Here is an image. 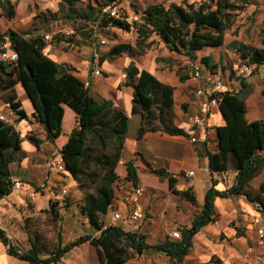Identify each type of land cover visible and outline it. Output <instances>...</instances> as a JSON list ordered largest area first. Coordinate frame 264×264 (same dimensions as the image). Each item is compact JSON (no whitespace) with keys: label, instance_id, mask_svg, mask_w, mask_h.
<instances>
[{"label":"trees","instance_id":"obj_1","mask_svg":"<svg viewBox=\"0 0 264 264\" xmlns=\"http://www.w3.org/2000/svg\"><path fill=\"white\" fill-rule=\"evenodd\" d=\"M117 1L96 0V5L88 3L83 6L79 4L81 0H58L56 11L40 12L35 19L41 23L58 17L71 21L92 19L101 29L108 26L125 31L132 27L135 29V44L116 42L100 57V61L123 53L130 56L143 53L154 41L146 42L151 35H156L169 51L193 60L198 51L225 44V34L234 21L233 11L240 8L234 0H183L182 3L172 2L167 6L155 3L142 9L139 21L130 22L125 17L116 18L104 11L106 6ZM0 7L5 17L14 16L15 8L9 0H0ZM76 30L80 31V28L76 27ZM4 42H8L7 51H14L17 58L9 60L0 56V99L15 111L17 117L13 123L0 120V199L12 191L10 164L20 162L25 156L21 147L23 137L15 128L16 122L27 117L15 88L21 85L34 108L32 116L42 124L48 141L54 142L63 132L64 107L75 113L76 125L68 133L59 153L65 170L81 191L79 212L98 232L96 235H79L65 244L57 234V242L53 246L40 229L28 225L31 217H26L24 223L30 241L28 249L12 244L0 228V241L6 246L7 254L29 264L58 263L73 247L89 242L100 264H125L133 258V251L141 253L147 248L164 251L175 264H181L192 247L193 236L204 225L216 221L215 197L242 196L253 202L258 211L264 212V181L255 189L250 185L264 167V118L252 121L245 118V98L249 94L245 89L249 83L242 78H239L238 91L224 90L219 93L218 104L226 124L217 127V136L213 140L216 148L206 152L209 172L234 170L233 183L219 190L215 187L217 180L212 178L201 210L188 226L180 229L181 238L166 236L162 241L149 243L144 234L105 222V214L115 198L119 181L128 182V188L138 185L137 157L125 163L123 178L116 172L129 116L112 100L94 97L88 85L67 65L49 58L43 51L46 41L42 36H28L8 29L0 33V45ZM228 47L237 51L246 64L264 63V48L238 40L229 42ZM5 51L0 48V54ZM213 60V55L207 53L201 56L200 63L211 70L216 67ZM123 71V84L132 87L131 112L140 116L137 138L147 131L156 130L174 135L186 134L183 128L174 124V87L160 81L146 69H140L134 62L125 66ZM187 77L180 75L181 81ZM262 93L264 95V79ZM26 138L36 146L41 143L33 134H27ZM143 162L150 172L167 179L171 193L191 205H197L192 186L179 190L176 188L177 178L165 168L153 167L146 160ZM42 212L50 215L52 220L60 219L59 205L55 200H50L49 207ZM34 221L36 224L37 221Z\"/></svg>","mask_w":264,"mask_h":264},{"label":"crops","instance_id":"obj_2","mask_svg":"<svg viewBox=\"0 0 264 264\" xmlns=\"http://www.w3.org/2000/svg\"><path fill=\"white\" fill-rule=\"evenodd\" d=\"M9 1L14 5L15 14L11 18H7L4 16L0 7V33L8 29H13L25 33L28 36L40 35L44 37L45 34L51 36V39L46 40V45L43 50L44 53L52 60L67 65L73 74L81 80L88 81L89 91L94 97L112 100L129 116L128 129L123 140L120 159L116 165V172L120 178H123L126 173L125 163L137 157L138 185L144 187L142 197L146 202L145 206L148 208V213L137 228L132 229L128 226L123 227L120 224L122 228L136 232L142 228L143 230L141 229L138 233L144 234L147 239L153 238L154 234L157 233L153 230L156 221L155 218L157 217L162 225V229H160L161 233H163L165 226L168 224V222L165 221L166 218H168L171 223L174 221L181 223V229L184 226H188L194 215L201 210L205 192L212 184V178L217 180L215 187L219 190H224L231 186L236 172L234 170H228L222 173L211 174L208 169V158L206 153L207 149L213 150L216 148V142L213 140H215L217 136V127L225 125L226 119L218 103L208 104V99H206V97L197 96L195 94V88L200 84L198 80V85L194 86L196 82L193 77L176 70L172 62H166V57L172 55V53H174L173 51H169L162 43V52L151 48L141 54L130 56L123 53L112 59L106 58L100 61V57L110 47H96L93 41V37L97 36L96 33L90 34L88 38L81 35L83 41L88 39L90 42H80L74 45L73 42L65 38L66 34L69 33L67 28H58L55 30L49 28L51 22L59 18L50 19L44 23L35 19L36 15L40 12H47L48 10L53 12L56 11L52 8L51 4L38 6V8H34L35 5L31 4L27 12H20L19 8L21 5H25L27 0ZM36 22L38 23L35 24ZM69 31H72V29ZM208 49V53L213 55L212 48ZM186 61L187 60L180 66H183ZM130 62H134L140 69H146L160 81L174 87V124L183 128L186 134L174 135L156 130L147 131L141 138H137L136 135L140 123V116L137 113L131 112L132 87L123 84L125 80L123 68ZM178 63L177 61V64ZM95 66L100 70L99 75H94L91 71ZM181 74L188 77L184 81H181ZM228 85V83L225 84V90L232 91L229 87L230 85ZM15 88L18 99L21 101V105L27 114L25 119L15 123V128L20 132L21 137H23L21 147L25 152V156L20 162H12L10 164V170L12 180L21 179L24 185L18 192L11 191V193L0 199V228L5 231L12 244L19 246L21 249H28L30 247V241L24 223L25 217H38V215L44 214L45 212H42V210L47 209L49 207V201L54 199L59 205V222L62 220L64 221L65 218H62L60 213L64 203L62 200L63 195H57L55 190L57 189V191L60 192L62 187L68 190L67 193H69L70 190L72 192L71 195H74L77 199L76 203L73 204L76 207H78V203L82 197L76 181L68 171L62 174L57 172L54 168H49L47 166L48 161L57 159L61 156L59 153L60 147L66 141L68 133L76 125V116L69 107L65 106L62 123L63 132L54 142H50L46 139V132L42 124L32 116L34 108L25 90L21 85H16ZM0 109L3 110L4 108ZM68 115L70 118L67 126H65V119ZM253 115L254 114L248 115L245 113V118L247 121L259 119L253 118ZM196 118H199L198 122L194 121ZM29 133L41 140L39 146H36L26 138V135ZM143 160L148 161L153 167H163L171 175L175 176L177 178V189L182 190L192 186L197 200V208H199V210L193 213L189 219L184 220L183 216L177 210V207L173 206L174 204L170 196H168L167 199L166 197H161L162 199L159 198V191L168 190V181L150 172ZM188 171H192L193 174L187 175ZM263 181L264 167L251 180V188H257ZM127 185L128 182L116 188L115 198L105 214L106 223L110 222L111 211L125 210L126 207L123 202V197L131 189V187L128 188ZM33 189H36L37 193L34 198L31 199L29 193ZM170 195L178 197L171 192ZM179 199L183 201L182 203L185 206L190 204L181 198ZM70 203L72 204V202ZM27 204H29L28 207ZM214 204L217 214L216 221L204 225L193 236L191 249L194 247V239L202 235V230L206 232L209 229H213V234H216L222 228L227 235H232L234 242L242 244V246L244 243L249 242L247 248L254 250V254L256 255L251 261H253V263L261 261L259 253H261L262 247L257 244L253 227L248 223L250 216L256 212L254 203L247 200L245 197L233 195L229 197L217 196L214 199ZM239 207L245 210L244 214L238 213L237 208ZM169 209L172 211H169ZM261 214L264 218V212H261ZM81 216L83 220L87 222L82 214ZM233 220H235L236 225L242 227V229H240L241 234L237 228L230 227L227 224ZM243 227L247 229L243 230ZM90 231L91 233L88 234L96 235L98 233L91 227ZM86 243L87 245L90 244L89 242L82 244ZM138 254L139 255L129 260H141V262L146 264H166L165 258H167L168 264H175L174 261L170 259L169 255L157 249L147 248ZM185 257H188V254ZM0 259V264H29L26 261L7 254L6 246L1 241ZM127 262L128 260L125 264H127ZM49 264H64V262L61 259L58 263Z\"/></svg>","mask_w":264,"mask_h":264},{"label":"rangeland","instance_id":"obj_3","mask_svg":"<svg viewBox=\"0 0 264 264\" xmlns=\"http://www.w3.org/2000/svg\"><path fill=\"white\" fill-rule=\"evenodd\" d=\"M186 1L192 2L194 0ZM234 1L238 6H240V8L233 11L234 21L231 28L225 34V45L212 49L214 55L213 63H216V67L209 70L214 73V75L220 76L225 84L228 83L230 85L228 86L234 92L238 91L240 88L239 78H242L244 81L249 83V86L245 89V91L249 93L245 98V113L248 115L254 114L253 118H264V95L262 93L264 79V72H262V70L264 69V66L258 67L248 75L241 76V74H238V72L239 69L246 64V60L240 59L237 51L228 47L229 42L232 40H238L254 47L264 48V0ZM172 2L182 3L183 0H118L117 8L122 17H125L128 21L133 22L134 20L139 21L140 13L147 5L162 3L167 6ZM88 3L96 5V0H81L79 4L84 6ZM26 4L23 6L21 5L19 8L20 12H27L30 9L31 4L35 5L34 8L51 4L54 10L58 9L57 0H27ZM58 18L59 19L51 22L49 28L54 30L58 28H67L69 33L66 34L65 38H67L66 40L73 42L74 45H77L80 42H90L86 38V40L83 41L81 39V35H84L88 38V36L93 33H96L98 36L93 37L94 45L101 48H109L116 42H129L131 44H135L136 41L137 34L133 27L129 31L110 26L101 29L98 27L97 22L92 19L88 21H81L79 19L77 21H71L61 17ZM37 23L38 22L35 24ZM76 27H79L80 31H77ZM71 29L72 31H69ZM101 39H104L105 43H101ZM150 40L154 41L150 47L144 50V52L151 48L157 51L163 50V47H161L162 42L158 40L156 35H151L149 38H147L146 42ZM208 51L209 49L198 51L196 53V58L193 60H190L183 54L174 52L172 55L166 57V62H172L176 70H179L181 73H186L192 77L191 72L193 66L195 64H199L201 56L207 54ZM185 60H187L186 63L183 66H180ZM177 61L179 62L178 64ZM195 82L196 83L194 86H197V80H195ZM69 118L70 117L68 115L65 119V126H67ZM119 182L120 185L124 184L121 182V180ZM55 191L57 195L62 194L61 192L57 191V189ZM66 194H64L62 197L63 202L65 201L66 203H63L60 212L61 217L65 218L64 221L62 220L59 222V220H52L50 215L44 213L38 215V217L32 216L27 222L29 226L40 229L51 240L53 246L57 242V234H60L62 244H65L71 240H74L79 235L91 233L90 227L88 226L87 222L83 220L78 207L73 205L77 201L76 197L71 195L72 192L70 190L69 193ZM168 196L171 197L172 203L174 204L173 206L177 207V210L183 216L184 220L189 219L193 213L199 210L197 205L194 206L188 204L185 206L182 203L183 201L174 195H170V192L166 189L161 190L158 193L159 198L166 197L167 199ZM51 200L53 201L54 199ZM142 201L144 204H146L143 197ZM70 202H72V204ZM28 206L29 204H27V207ZM237 209L238 213H245L241 211L240 207ZM169 211L172 210L169 209ZM251 218L252 216H250L248 223L252 225ZM155 219L156 221L153 230L157 233L154 234L153 238H146V241L149 243L162 241L166 236L172 238L171 232L175 229H180L181 227V223H178L177 221L171 223V221L166 218L165 221H167L168 224L165 226L163 233H161L160 229H162V225L160 224V221H158L157 217ZM34 220L37 221L36 224ZM227 224L230 227L237 228L239 232L240 229H242L241 226L239 227V225L235 224V220L230 221ZM141 229L138 232H140ZM245 229L247 228L243 227V230ZM212 231L213 229H209L206 232L202 230V235L194 239V247L189 251L188 257L183 258V263L181 264H264V240L263 243L260 244L256 234H254V236L257 239V244L262 247L261 253H259L261 261H256L253 263L251 259L256 257V255L254 254V250L247 248L249 242L244 243L242 246V244L234 242L232 235H227L222 228L216 234H213ZM137 255L139 254L133 251V258ZM62 260L64 264H100L94 247H92L90 244L87 245V243L73 247L62 257ZM165 263L168 264L167 258H165ZM127 264L146 263L141 262V260H128Z\"/></svg>","mask_w":264,"mask_h":264},{"label":"built area","instance_id":"obj_4","mask_svg":"<svg viewBox=\"0 0 264 264\" xmlns=\"http://www.w3.org/2000/svg\"><path fill=\"white\" fill-rule=\"evenodd\" d=\"M104 11L107 12L110 16L116 18H122L120 12L117 8V2L111 5H108L104 8ZM44 40H49L52 37L49 35H44ZM101 43H105L104 39L100 40ZM0 48H4L6 51L1 52L0 56L2 58H7L9 60H15L17 58V54L12 51L10 53L7 52L8 42H4L0 45ZM264 66V63L260 65L256 64H245L239 69L238 74L240 73L241 76H245L250 74L253 70H256L258 67ZM92 73L94 75H99L100 70L97 66L92 68ZM264 72V69L262 70ZM192 77L195 80H198L200 84L198 87L195 88V94L197 96H204L208 99V104H217L219 100V93L225 90V83L221 79L220 76L214 75L210 70H207L201 63L195 64L192 68L191 72ZM85 85H88V81H84ZM0 108H4L3 110L0 109V120L13 123L17 117L15 111L9 107L8 104L4 103L0 99ZM195 122L199 121V118L194 120ZM194 139V138H192ZM47 166L49 168H54L57 172L62 174L66 173V170L63 165L62 157L59 156L57 159L50 160L47 162ZM192 171H188L187 175H192ZM24 185L23 180L15 179L12 183V191L18 192ZM60 192L61 195L67 193L65 187H62ZM37 193L36 189H33L29 196L31 199L34 198L35 194ZM144 193V187L142 185H136L130 189V191L124 195L123 202L125 205L124 211L113 210L110 212V222L116 225H122L123 227H130L132 229L137 228L139 223L145 219L148 213V208L145 204L142 203L141 197ZM256 212L252 215L251 223L254 228L255 234L258 237V241L260 244L263 243L264 240V218L260 211L255 209ZM242 212H245L244 209L241 208ZM172 238H181V231L180 229H175L171 232Z\"/></svg>","mask_w":264,"mask_h":264}]
</instances>
